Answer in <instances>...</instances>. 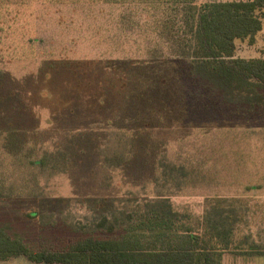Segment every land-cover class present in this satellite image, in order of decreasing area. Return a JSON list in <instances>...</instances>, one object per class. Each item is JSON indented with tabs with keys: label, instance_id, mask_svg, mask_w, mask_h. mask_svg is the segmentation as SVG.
Returning a JSON list of instances; mask_svg holds the SVG:
<instances>
[{
	"label": "rangeland",
	"instance_id": "rangeland-1",
	"mask_svg": "<svg viewBox=\"0 0 264 264\" xmlns=\"http://www.w3.org/2000/svg\"><path fill=\"white\" fill-rule=\"evenodd\" d=\"M205 1L211 0H197ZM60 6L34 0L13 8L17 52L37 54L48 48L72 57L134 56L132 46H125L124 53L117 45L83 34L78 26L65 27L68 11ZM29 37L33 42L28 45ZM234 57L264 58V18L253 43L235 39ZM0 69L11 75L0 84V173L13 190L0 203V224L9 225L10 232L37 247L39 234H52L61 243L67 237L54 230L61 223L98 215L95 201L110 206L112 199L166 194L176 208L201 214L219 199L218 205L231 210L239 224L222 264H264V119L211 116L207 110H194L198 118H182L178 104L156 95L125 103L105 94L100 102L97 97L84 104L69 90L79 81L73 73L52 72L37 62L5 63ZM96 71L95 76L102 74ZM87 75L80 77L86 87L96 83L87 82L93 79ZM41 159L44 165L30 162ZM181 166L190 175L179 184ZM30 209L42 210L44 216L28 222L21 216ZM0 264L60 263L19 255Z\"/></svg>",
	"mask_w": 264,
	"mask_h": 264
},
{
	"label": "trees",
	"instance_id": "trees-1",
	"mask_svg": "<svg viewBox=\"0 0 264 264\" xmlns=\"http://www.w3.org/2000/svg\"><path fill=\"white\" fill-rule=\"evenodd\" d=\"M43 1L68 11L65 27L78 26L83 34L117 45L124 53L125 46H132L134 56L72 57L70 52L48 48L37 54L17 52L13 8L32 5L34 0H0V65L37 62L47 64L52 72L73 73L79 81L70 84L69 90L84 104L97 97L100 102L105 94L125 103L138 101L141 95H156L168 104H178L182 118L196 117L194 110H207L211 116L264 119V58L234 57L235 39L248 38L253 43L261 30L264 0ZM31 42L29 37L28 45ZM96 68L105 73L106 83L99 79H104L102 74L94 75ZM87 73L93 77L87 82H96L87 86L90 92L80 80ZM10 76L0 69V84ZM169 88L175 92L166 93ZM30 162L46 163L43 159ZM179 169L181 184L190 174L183 166ZM6 181L0 173V203L13 195ZM115 201L110 206L95 201L98 215L91 220L52 227L67 237L61 243H55L52 234H39L42 242L32 246L25 236L0 224V260L22 255L33 262L60 264H222L223 254L235 244L238 219L218 205L219 199L211 211L201 214L176 208L166 194ZM23 213L28 222L44 216L38 209Z\"/></svg>",
	"mask_w": 264,
	"mask_h": 264
}]
</instances>
